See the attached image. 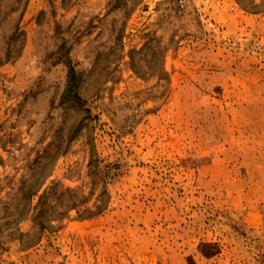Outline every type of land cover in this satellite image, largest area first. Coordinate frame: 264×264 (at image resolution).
I'll return each instance as SVG.
<instances>
[{
    "label": "rangeland",
    "instance_id": "obj_1",
    "mask_svg": "<svg viewBox=\"0 0 264 264\" xmlns=\"http://www.w3.org/2000/svg\"><path fill=\"white\" fill-rule=\"evenodd\" d=\"M0 264H264V0H0Z\"/></svg>",
    "mask_w": 264,
    "mask_h": 264
},
{
    "label": "trees",
    "instance_id": "obj_2",
    "mask_svg": "<svg viewBox=\"0 0 264 264\" xmlns=\"http://www.w3.org/2000/svg\"><path fill=\"white\" fill-rule=\"evenodd\" d=\"M76 78H77V75H76V72H75V70H74V68L73 67H69V83H68V90L70 89V88H72V84H73V82H75L76 81ZM45 180L46 179H43L40 183H39V185L35 188L33 185L32 186H30L26 191H25V193H24V196H26V198H28V200H29V203H30V208H31V210L33 209V210H35V209H37L38 211L36 212V214H35V216H34V220H38V219H41L42 221H43V218H44V216H45V211H46V208L47 207H49L48 205H50L51 203H50V201L52 200H49V198H50V196L51 195H54L53 193H51L52 192V190L51 189H46V190H44L43 192H42V194L40 195V200L38 201V203L36 204V205H34L33 206V199H34V197L35 196H37L38 194H39V192L42 190V188H43V186H44V184H45ZM61 194L59 195V196H55L54 195V197H59V198H62L65 194H68V193H70L69 192V190H64V191H61L60 192ZM72 198V197H71ZM53 199H56V200H58V198H53ZM44 206H46V208H44ZM76 204H74L73 202L72 203H70V204H68L67 206H66V210L65 211H63V212H59L58 214H57V219H64V218H66V214H68V213H70V211L71 210H73V209H75L76 207ZM42 221H40L39 223H38V225H39V230L40 231H44V230H46L47 229V225H46V223H44V222H42Z\"/></svg>",
    "mask_w": 264,
    "mask_h": 264
}]
</instances>
